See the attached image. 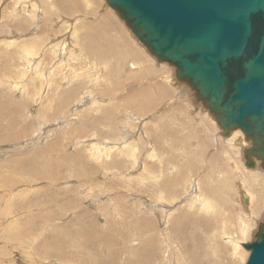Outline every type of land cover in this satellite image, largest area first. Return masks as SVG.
<instances>
[{
    "label": "rangeland",
    "instance_id": "obj_1",
    "mask_svg": "<svg viewBox=\"0 0 264 264\" xmlns=\"http://www.w3.org/2000/svg\"><path fill=\"white\" fill-rule=\"evenodd\" d=\"M177 72L107 0H0V264H247L264 164Z\"/></svg>",
    "mask_w": 264,
    "mask_h": 264
},
{
    "label": "water",
    "instance_id": "obj_2",
    "mask_svg": "<svg viewBox=\"0 0 264 264\" xmlns=\"http://www.w3.org/2000/svg\"><path fill=\"white\" fill-rule=\"evenodd\" d=\"M141 43L195 88L226 135L241 129L264 164V0H107ZM253 165V164H252ZM264 264V226L245 244Z\"/></svg>",
    "mask_w": 264,
    "mask_h": 264
},
{
    "label": "bare ground",
    "instance_id": "obj_3",
    "mask_svg": "<svg viewBox=\"0 0 264 264\" xmlns=\"http://www.w3.org/2000/svg\"><path fill=\"white\" fill-rule=\"evenodd\" d=\"M68 3H70V2H68ZM74 7V6H73ZM72 7H70L69 5H68V7H66L65 6V9H64V11H70V10H68V9H71ZM75 9V8H74ZM72 10V9H71ZM83 12V11H82ZM27 15V14H26ZM105 18V17H104ZM110 20V19H109ZM113 23V22H112ZM107 24V23H106ZM109 24V23H108ZM113 27V26H112ZM103 31V30H102ZM98 40V39H97ZM97 42H99V41H97ZM96 43V42H95ZM95 45V44H94ZM64 46V45H63ZM91 46V45H90ZM96 46H98V43H97V45ZM57 47V46H56ZM65 47V46H64ZM65 49V48H64ZM56 50H58V49H56ZM89 49H87V51H88ZM100 48H96L95 47V49L94 50H92V52H98V54L99 53H101L102 54V52H100ZM73 52V51H72ZM31 54V53H30ZM74 54V53H73ZM95 54V53H94ZM100 54V55H101ZM63 57V56H62ZM71 58V57H70ZM133 65V64H132ZM130 68H134L133 66H130ZM159 94V93H158ZM159 100V99H158ZM142 101V100H141ZM145 101V100H144ZM131 102V101H130ZM129 102V103H130ZM153 102V101H152ZM155 102V101H154ZM193 103V102H192ZM137 107V106H136ZM145 108V107H144ZM229 137V136H228ZM224 139H225V142L228 144V145H230V146H232V145H234L235 147H238V144H240L238 141L240 140L241 142H243V134L241 133V132H234V134H232L229 138H226V137H224ZM242 144V143H241ZM244 144V143H243ZM157 146V145H156ZM247 146V145H246ZM242 149V148H241ZM129 151V150H128ZM131 152V151H130ZM225 152V151H224ZM135 153V152H134ZM131 155V154H130ZM133 156H134V154H132ZM246 156V155H245ZM211 159H213L212 157H211ZM215 159V158H214ZM209 161V160H208ZM218 161V160H217ZM211 162V161H210ZM215 162V161H214ZM214 162H212L213 164H214ZM228 163H230V162H228ZM213 164H212V167H214L213 166ZM250 164V163H249ZM254 166H255V163H254ZM173 168V167H172ZM162 169V168H161ZM212 169H215V168H212ZM171 171V170H170ZM212 171V170H211ZM218 173V172H217ZM212 175V174H211ZM220 176V175H219ZM213 179V178H212ZM246 180V179H245ZM205 183V182H204ZM162 184V183H161ZM168 184V183H167ZM165 186V185H164ZM160 187H162V186H160ZM170 187H171V185H170ZM168 188H169V186H168ZM167 188V189H168ZM166 189V190H167ZM214 189V188H213ZM241 191V190H240ZM245 191V190H244ZM209 192V191H208ZM264 192V191H263ZM241 194H242V192H241ZM197 197H199V196H197ZM202 198V199H201ZM244 198H246L249 202L248 203H250V207H251V210H249V208H248V211H249V213L246 215L247 217H245V218H247V221H241L242 222V224L241 225H243V227H242V230H241V232H242V234H244L245 232H247L248 231V227H250V221H252V219L251 218H260L261 217V212L264 210V208H263V203L264 202H262V200L256 205V206H254V202H256L255 201V197H254V195L253 194H251L250 192L249 193H245L244 194ZM199 203H200V207L202 208V209H205V208H209L210 206L209 205H212L211 203H210V200L209 199H206V198H203V196H201L199 199ZM198 203V202H197ZM210 203V204H209ZM239 203V202H238ZM193 204H194V202H193ZM194 206H195V204H194ZM241 206V205H240ZM164 207V206H163ZM249 207V206H248ZM162 208V207H161ZM212 207H210V209H211ZM257 208H259V210H257ZM209 210V209H208ZM212 210V209H211ZM242 210V209H241ZM246 209H244V207H243V215H245V213H244V211H245ZM166 211H168V210H166ZM182 212V211H181ZM246 212H247V210H246ZM168 213V212H167ZM264 214V213H263ZM170 216H172V215H170ZM167 217H168V219H169V214L167 215ZM174 217V216H173ZM242 217V216H241ZM177 218V217H176ZM165 219V218H164ZM171 219V218H170ZM240 219V218H239ZM176 220H178V218L177 219H175V223L177 222ZM180 220V219H179ZM181 221V220H180ZM179 222V221H178ZM240 222V221H239ZM254 222V221H253ZM256 222V221H255ZM11 224V223H10ZM176 224H178V223H176ZM167 225V224H166ZM180 225V224H179ZM113 226V225H112ZM252 226V225H251ZM179 227V226H178ZM159 228V227H158ZM176 229H177V227H175ZM247 234V233H246ZM234 241V240H233ZM232 243V242H231ZM166 245V244H165ZM235 245L237 246V247H240V245L239 244H236L235 243ZM244 245L245 244H243V247H244ZM245 248V247H244ZM247 250V249H246ZM175 264V263H174Z\"/></svg>",
    "mask_w": 264,
    "mask_h": 264
}]
</instances>
